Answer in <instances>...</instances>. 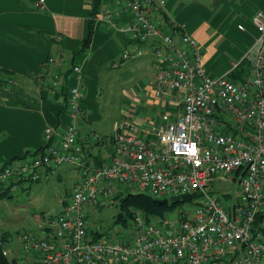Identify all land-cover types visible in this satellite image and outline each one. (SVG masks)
Segmentation results:
<instances>
[{
  "label": "built area",
  "instance_id": "2783aa9c",
  "mask_svg": "<svg viewBox=\"0 0 264 264\" xmlns=\"http://www.w3.org/2000/svg\"><path fill=\"white\" fill-rule=\"evenodd\" d=\"M44 1L34 7L44 10ZM165 5L101 0L97 20L136 45L122 60L152 57L153 95L173 112L158 122H140L128 112L114 125L107 149L98 135L83 136L76 127L84 78L75 65L66 101L71 122L59 130L46 126L40 150L0 165V199L64 165L78 171L61 211L40 216L36 229L19 236L17 256L2 251L15 264L33 258L39 264H264V220L255 225L264 213V12L251 17L258 35L243 58L250 74L234 81L230 72L214 77L207 71L201 46L182 26L167 23ZM55 60L50 57L46 66ZM43 82L56 93L62 77L48 72ZM225 182L232 193L219 189ZM115 184L156 201L179 197L189 206L162 217L136 210L128 236L93 238L90 231L102 229L89 227V212L121 194Z\"/></svg>",
  "mask_w": 264,
  "mask_h": 264
},
{
  "label": "crops",
  "instance_id": "0c3cea01",
  "mask_svg": "<svg viewBox=\"0 0 264 264\" xmlns=\"http://www.w3.org/2000/svg\"><path fill=\"white\" fill-rule=\"evenodd\" d=\"M36 1L0 0V165L30 157L40 150L44 146L43 131L46 126L59 130L71 122L65 94L75 85L71 73L73 65H80L82 68V91L85 92L87 76H90L91 83L108 64L119 67L122 62L121 59L118 60L120 49L123 48L125 52L136 46L126 37L106 29L97 20L100 11L91 17L93 0H45L42 14L34 10ZM165 2L164 19L169 24L182 26L198 42L203 54L205 52L201 42L207 41L210 31V26L208 28V24L203 22H251L256 11L264 12V0ZM126 19V16L122 17V20ZM90 20L94 22L91 43L85 52L77 54L82 48ZM238 26L242 25H237V29ZM242 27L243 30H238L246 32V27ZM256 37H253L254 40ZM50 57L56 60L47 67ZM149 57H142L146 58L142 65L149 77L141 93V107H137L140 122H158L163 114L174 111V107L168 102L157 100L153 95L155 70L153 60H149ZM210 57L207 56L204 65L205 61L206 64L211 61ZM48 72L62 77L59 92L51 93L49 86L44 84V75ZM225 72L216 71L218 76L225 75ZM248 76L249 71L244 78ZM242 80L244 79H235ZM83 122L88 125L91 122L87 120L84 110L76 127L82 126ZM116 123L113 124L112 131ZM49 176L45 174L44 179ZM40 216H36L28 230L36 229ZM89 227L94 229L92 224ZM5 244L8 256H17L18 246L11 249L7 241ZM31 264H39L37 258L31 259Z\"/></svg>",
  "mask_w": 264,
  "mask_h": 264
},
{
  "label": "rangeland",
  "instance_id": "374dc122",
  "mask_svg": "<svg viewBox=\"0 0 264 264\" xmlns=\"http://www.w3.org/2000/svg\"><path fill=\"white\" fill-rule=\"evenodd\" d=\"M34 10L38 14L44 12L35 7ZM203 23L208 24V28L210 26L207 41L201 42L205 52L204 60L207 56L212 58L208 64L205 61L207 71L216 77L218 76L216 71L224 70L225 74L230 72L229 80L245 79L248 71L250 74V66L243 58L254 41L253 37L258 35L251 22ZM237 25L246 27V32L239 31ZM120 50L119 61L124 49ZM148 59L151 60L152 57ZM144 60L146 58L122 60L119 67L108 64V67L102 69L91 83L90 76H87L86 90L81 92V105L87 120L91 122L89 125L83 122L82 126H77L81 134L98 135L108 145L107 149H110L113 124L123 121L128 112L134 113L137 118L140 116L136 113L137 107H141L139 103L142 99L141 93L149 77L143 69ZM238 63L239 66L232 71L233 64ZM49 175L47 179L42 177L28 189L18 191L10 198L0 199V237L5 236L11 249L15 246L19 249V236L28 231L36 216L49 217L61 211L62 203L68 200L72 187L78 181V171L69 165H64L56 173ZM114 189L116 192L126 194L125 189L118 184L114 185ZM219 189L228 193L233 192V186L228 182L222 183ZM214 195L222 197L219 192H215ZM188 206L189 204L184 202L177 203L174 208L165 212V215ZM136 210L129 208L130 212ZM122 213L127 214L126 210L121 208L120 201L108 199L103 205L89 212L88 223L94 227H101L109 239L124 238L129 235V228L114 224L117 215Z\"/></svg>",
  "mask_w": 264,
  "mask_h": 264
},
{
  "label": "trees",
  "instance_id": "16d2710c",
  "mask_svg": "<svg viewBox=\"0 0 264 264\" xmlns=\"http://www.w3.org/2000/svg\"><path fill=\"white\" fill-rule=\"evenodd\" d=\"M100 4H101V0H93L92 1V9H91V17H94L99 11H100ZM93 21H89L88 22V28H87V34L85 39L83 40L82 43V48L80 49V51L77 54H81L83 52H85L92 40V36H93ZM74 66V65H73ZM3 74H5L3 72ZM6 76V74H5ZM8 76V75H7ZM65 96L67 97V94H65ZM67 101V98H66ZM97 164H101V161L97 162ZM114 200H119L120 201V205L122 209L126 210V215L125 214H118L117 217L114 220V224H119L121 226H123L124 228H127L129 226V222L132 218V214L133 212L129 211V208H134L137 209L139 211L144 212L145 214H147L148 216H153V217H162L165 215V212L171 210L172 208H174L175 205H170V206H160L158 205L156 202V200L152 199L151 197H148L144 194H137V195H132L126 192V194H117L114 198ZM185 200H187V198H185ZM183 200V201H185ZM264 220V213L258 215L257 220L255 222V225L258 226V224H260L261 222H263ZM93 238H99L102 235H105L106 232L104 231H95V230H91L90 231ZM6 238L5 236L1 237L0 239V264H15L14 261L9 260L8 258L4 257L2 255V251L5 249L3 246L6 243Z\"/></svg>",
  "mask_w": 264,
  "mask_h": 264
},
{
  "label": "water",
  "instance_id": "95a60500",
  "mask_svg": "<svg viewBox=\"0 0 264 264\" xmlns=\"http://www.w3.org/2000/svg\"><path fill=\"white\" fill-rule=\"evenodd\" d=\"M180 201L179 197H172L170 199L167 200H162V201H157L156 203L160 206H168L169 204H176ZM4 248H7V245L4 244L3 246Z\"/></svg>",
  "mask_w": 264,
  "mask_h": 264
}]
</instances>
